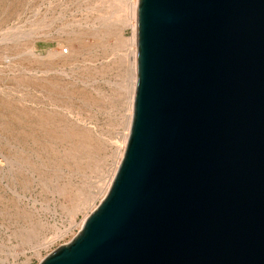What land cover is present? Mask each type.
I'll use <instances>...</instances> for the list:
<instances>
[{
    "label": "water",
    "instance_id": "95a60500",
    "mask_svg": "<svg viewBox=\"0 0 264 264\" xmlns=\"http://www.w3.org/2000/svg\"><path fill=\"white\" fill-rule=\"evenodd\" d=\"M129 132L38 264H264V0H137Z\"/></svg>",
    "mask_w": 264,
    "mask_h": 264
},
{
    "label": "rangeland",
    "instance_id": "374dc122",
    "mask_svg": "<svg viewBox=\"0 0 264 264\" xmlns=\"http://www.w3.org/2000/svg\"><path fill=\"white\" fill-rule=\"evenodd\" d=\"M132 2L0 0V264H38L107 189L127 120Z\"/></svg>",
    "mask_w": 264,
    "mask_h": 264
},
{
    "label": "bare ground",
    "instance_id": "6f19581e",
    "mask_svg": "<svg viewBox=\"0 0 264 264\" xmlns=\"http://www.w3.org/2000/svg\"><path fill=\"white\" fill-rule=\"evenodd\" d=\"M130 9L128 10L129 12L127 13V22L129 24V27H131L132 31H133V35L130 38V44H129V48H128V56H129V61H130V66H131V77H130V88H129V94H128V98H127V117H126V124H125V130L123 131V136L121 137V141L119 143L120 145V151H119V158L115 164V167L113 169V174L111 176V178H109V182L107 185V189L109 187V184L113 178V175L116 171V168L119 164V161L122 157L123 151H124V147H125V143L127 140V136H128V132H129V126H130V121H131V114H132V105H133V93H134V87H135V56H136V38H135V28H136V4H137V0H133L132 3H130ZM61 45V44H59ZM62 46V45H61ZM66 52H68V50H66ZM71 53V49L69 50V54ZM63 55V54H62ZM107 189L104 191L103 195L106 193ZM103 197V196H102ZM101 197V198H102ZM81 223V224H80ZM79 227H81L83 222H80ZM17 263V262H16ZM10 264H15V263H10ZM20 264V263H19Z\"/></svg>",
    "mask_w": 264,
    "mask_h": 264
}]
</instances>
